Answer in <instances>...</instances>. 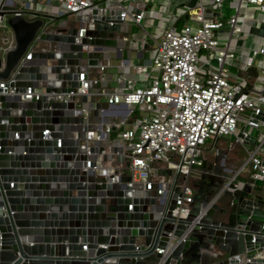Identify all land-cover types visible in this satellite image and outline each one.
<instances>
[{
    "label": "water",
    "instance_id": "water-1",
    "mask_svg": "<svg viewBox=\"0 0 264 264\" xmlns=\"http://www.w3.org/2000/svg\"><path fill=\"white\" fill-rule=\"evenodd\" d=\"M15 8L6 6L9 14ZM96 12L80 43L74 36L87 13L71 22L46 7L6 18L14 45L0 56V79L10 77L32 45L31 58L6 84L45 92L37 100L0 94V264H241L236 255L250 258L246 264H264L260 179L248 174L235 186L222 167L213 170L212 162L202 159L198 177L190 179L189 212L181 216L174 212L182 189L176 168L157 167L173 178L152 189L141 181L130 184L122 146L104 136L86 143L91 126L74 96L54 98L53 92L79 85L84 64L96 65L112 49L121 54L119 10ZM82 44L91 48L83 50ZM81 100L91 111L89 122L99 116L100 101L90 104L86 94ZM105 108L115 111L113 105ZM113 163L119 168L110 171ZM170 187L173 192L165 197Z\"/></svg>",
    "mask_w": 264,
    "mask_h": 264
},
{
    "label": "built area",
    "instance_id": "built-area-1",
    "mask_svg": "<svg viewBox=\"0 0 264 264\" xmlns=\"http://www.w3.org/2000/svg\"><path fill=\"white\" fill-rule=\"evenodd\" d=\"M57 1L60 10L53 14H89L83 25L77 26L76 43L81 42L88 25L95 23L94 9L97 15L119 10L121 26H142L145 16L143 0H129L127 4L123 0ZM47 5L52 8L50 0ZM6 6H16L10 14L38 10L32 9L28 0H0V25L10 15ZM226 6H230V12ZM184 11L188 20L180 26L160 25L148 63L132 65L140 79L123 74L116 77L117 88L112 87L105 75L110 65L108 55L104 62L81 66L78 86L53 92L56 100L68 101L74 96L85 122L91 126L85 133L86 143L101 141L102 133L108 134L112 129L118 131V138H104L122 146V153L130 161V184L141 181L152 189L155 182L151 171L157 168V162L176 168L182 189L176 197L174 212L181 216L189 212L193 201L190 173L194 166L201 165L202 146L208 138L234 136L247 152L240 168L249 165L251 175L260 179L264 187V0H196L194 6ZM125 32L121 29L118 33L122 46L132 39ZM243 34L248 35L247 39L241 37ZM145 44L146 40L141 39L136 47L140 49ZM13 45L12 34L1 37L0 56ZM33 48L29 45L8 79H0V94H19L22 100H37L45 92L42 87L27 85L20 91L6 84L14 80L22 61L31 58ZM89 48L82 44L83 50ZM82 94L93 103L113 105L119 114L106 123L89 122L90 109L78 105ZM233 144L230 142V147ZM115 168H119L118 164L111 165L110 171ZM239 172L240 169L230 174L228 182L237 186ZM228 182L211 197L209 204L217 201ZM236 258L241 264L250 260L241 255Z\"/></svg>",
    "mask_w": 264,
    "mask_h": 264
},
{
    "label": "crops",
    "instance_id": "crops-1",
    "mask_svg": "<svg viewBox=\"0 0 264 264\" xmlns=\"http://www.w3.org/2000/svg\"><path fill=\"white\" fill-rule=\"evenodd\" d=\"M35 3V7L39 6L40 2L39 0H32ZM196 0H186L183 3L179 4H174L173 7L170 6V3L168 4L164 3V0H143L145 2V16L142 21V26L137 25V24H123L121 26V29L126 31L125 33L132 37L131 41H125L123 43V46H125L122 51L120 56H118V50L112 49L110 50L109 53V59H110V65L106 67L105 69V75L108 79L109 84L111 82L116 83V77L117 76H122L123 74H126L130 76L131 78H137L140 79V75L136 73L133 69V64L137 63H143V61L140 60L142 57V49H146L148 47V44H146L141 47L140 49L136 47V43L141 40V39H146V37H150V33L145 30V25H149L150 28H156L159 30L160 25L163 27H166L169 24H176L177 26H180L185 20L187 21V13L184 11L187 7H192L195 5ZM124 4H127L129 0H123L122 1ZM47 3V0H46ZM154 3V5H152ZM227 12L231 11L230 6H226ZM153 19V20H152ZM166 24V26H165ZM140 30H144L143 35L139 33ZM131 34V35H130ZM151 51V50H150ZM119 57V58H118ZM118 58V59H117ZM125 60L126 63L125 65H122L121 62ZM105 60H103L104 62ZM85 66V64L83 65ZM91 71L95 72V68H91ZM117 85V83H116ZM97 89V88H96ZM115 110V107H114ZM119 114V111H108L105 108V104L102 102V109L100 110L99 116L98 117H92L91 121L98 122L99 123H106L109 121L112 116ZM118 134V131L116 129H112L108 134L102 133L104 137H109V138H115ZM229 141V142H228ZM232 140L228 139L226 136H220L217 140H212L210 144V148L215 149V153L213 154H207V149L205 148V144L202 146V157L203 159H207L208 161L212 162L213 168L211 169H216L215 166L218 165L221 168V172L223 174H232L238 169H240V172L238 175L246 176L248 174H251V169L249 165H246L247 168H240L242 164L245 162L247 156L245 157L244 160L239 162V158L236 154H233V148L234 145L231 147L230 142ZM156 167H165L167 166L165 162H157L155 164ZM200 166H194L192 168L191 172H194V174L191 176L190 173V179L197 178ZM156 168H153L151 171V177L154 180L155 184H159L163 178L168 177L170 180L173 178V175L167 174H161L160 172L156 171ZM209 175H213L214 172L212 170H208ZM221 174L223 177L224 175ZM237 175V176H238ZM209 180V177H207ZM173 192V188L170 187L168 188V193L165 194V197H168L171 195ZM163 193V191H162ZM224 200L222 201L223 204Z\"/></svg>",
    "mask_w": 264,
    "mask_h": 264
},
{
    "label": "rangeland",
    "instance_id": "rangeland-1",
    "mask_svg": "<svg viewBox=\"0 0 264 264\" xmlns=\"http://www.w3.org/2000/svg\"><path fill=\"white\" fill-rule=\"evenodd\" d=\"M28 1H30L31 8L33 9L35 7L34 1H32V0H28ZM148 1L149 0H147V2ZM184 1H186V0H164V3L165 4H168V2H169L170 3V6L173 7L174 4L183 3ZM39 2H40L39 6L36 7L37 9H39V8L46 9V7H48V5L46 3V0H39ZM50 4H51V7H52V8H50V11L52 13H57L60 10V3L57 0H50ZM152 5H154V3ZM19 6L22 7V8H25V7H23V5L21 3H19ZM28 16H30V15H28ZM61 19L62 20L63 19L69 20V21L72 22L74 20V17L71 14H65V15H63V17ZM165 26H166V24H165ZM145 30L148 31L151 36L150 37L147 36L146 39H145L146 42H147V44H148V47L146 49H142L141 50L142 51V57L140 58V60L143 61V62H145V63H148V61L150 60V57H151V51H150L151 50V47L154 46L155 39L158 38L160 32H159V30H157L154 27L153 28H150L149 25H145ZM143 31L144 30H140L139 33H141L143 35V33H144ZM11 34H12V30H11L10 26L8 25V23L6 21L5 22H2V24L0 25V40H1V37H3V36H10ZM241 37L247 39L248 35L247 34L246 35L243 34ZM0 54H2V53H0ZM257 64L258 65L261 64L259 60L257 61ZM258 72H259V74L262 73L261 70H258ZM110 85L112 87H114V88H117V85H116L115 82H111ZM89 103L90 104H93V101L90 100ZM78 105H80V106H83V105L86 106V103L80 101V102H78ZM223 136H226L228 139H231L234 142L235 145H234V148H233V151H234L233 154H236L238 156L239 162L242 161V160H244L245 157L247 156V152L243 148V146L241 144L235 142V137L234 136H232V135H223ZM116 138H118V137L116 136L115 139ZM211 141H212V139L208 138L206 140V143H205V148H208L207 151H206L207 154H213V153H215V149L209 147L210 144H211ZM228 147H230V146H228ZM247 147H249V146H247ZM201 156H202V154H201ZM112 165H114V163ZM243 168L246 169L247 166H244ZM193 174H194V172H191V176ZM241 180H242V175H238L237 176V181H238L239 184L242 183ZM222 201L223 200H220V203H222Z\"/></svg>",
    "mask_w": 264,
    "mask_h": 264
},
{
    "label": "bare ground",
    "instance_id": "bare-ground-1",
    "mask_svg": "<svg viewBox=\"0 0 264 264\" xmlns=\"http://www.w3.org/2000/svg\"><path fill=\"white\" fill-rule=\"evenodd\" d=\"M110 167V166H109Z\"/></svg>",
    "mask_w": 264,
    "mask_h": 264
}]
</instances>
